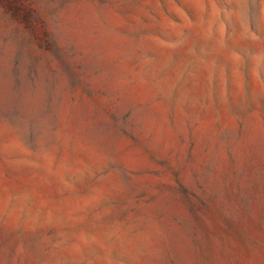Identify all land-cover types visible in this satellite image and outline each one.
<instances>
[{
	"label": "rangeland",
	"instance_id": "374dc122",
	"mask_svg": "<svg viewBox=\"0 0 264 264\" xmlns=\"http://www.w3.org/2000/svg\"><path fill=\"white\" fill-rule=\"evenodd\" d=\"M0 264H264V0H0Z\"/></svg>",
	"mask_w": 264,
	"mask_h": 264
}]
</instances>
